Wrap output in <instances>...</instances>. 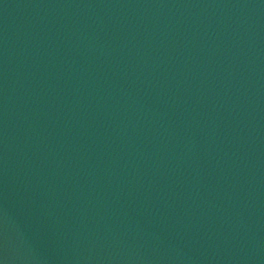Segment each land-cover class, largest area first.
Returning a JSON list of instances; mask_svg holds the SVG:
<instances>
[{
    "label": "water",
    "instance_id": "obj_1",
    "mask_svg": "<svg viewBox=\"0 0 264 264\" xmlns=\"http://www.w3.org/2000/svg\"><path fill=\"white\" fill-rule=\"evenodd\" d=\"M0 264H264V0H0Z\"/></svg>",
    "mask_w": 264,
    "mask_h": 264
}]
</instances>
